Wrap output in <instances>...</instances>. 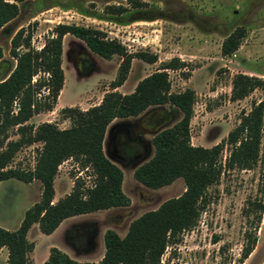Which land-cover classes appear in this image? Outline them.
<instances>
[{
	"label": "rangeland",
	"instance_id": "obj_1",
	"mask_svg": "<svg viewBox=\"0 0 264 264\" xmlns=\"http://www.w3.org/2000/svg\"><path fill=\"white\" fill-rule=\"evenodd\" d=\"M17 6L16 16L0 28V80L14 66L15 61L8 54L9 40L20 27L31 32L30 46L35 49L42 46L54 25L63 23L100 30L107 38L120 42L127 53L139 51L156 55L152 63L132 58L122 83L111 88L120 56L101 58L89 51L81 40L64 35L60 54L63 83L52 110L39 112L27 120L26 123L34 127L51 122L59 129L67 128L69 120L62 117L61 108L85 110L97 105L106 92L129 93L140 79L171 58H176L181 65L165 69L169 90L178 92L189 88L194 93L188 125L191 145L210 147L224 142L227 132L238 123L242 113H246L253 102L264 101V89L260 88L241 99L230 100L234 74L264 79V0H43L40 3L26 0ZM237 26L245 30L238 48L228 56H221L222 39ZM149 116L145 113L125 120L129 134L140 133L146 142L149 141L153 132V127L147 124ZM176 119L177 114L173 112L171 122ZM8 136L9 139L17 138L14 127L8 128ZM40 145L35 142L22 146L8 166L31 169ZM102 151L109 156L107 135L102 140ZM226 154L224 143L222 161ZM115 164L122 172L120 188L128 204L68 217L48 235L40 233L33 224L26 233V239L33 243L28 254L29 264L42 262L50 247H56L79 262H98L104 251L105 230H113L123 237L132 220L184 190L180 178L157 188L145 187L133 177L136 164ZM257 175L258 166L223 174L217 184L207 189L208 201L195 225L180 232L175 242L166 245L160 263L261 264L264 260V212L255 232L252 251L241 263L237 261L244 231L250 229L241 210L247 197L256 195ZM76 180L89 186L90 170L81 168L73 159L62 161L52 180V202L68 193ZM40 191L41 185L36 179L0 181V227L16 229L24 211L38 200ZM5 252L4 247L0 251V264H5Z\"/></svg>",
	"mask_w": 264,
	"mask_h": 264
},
{
	"label": "trees",
	"instance_id": "obj_2",
	"mask_svg": "<svg viewBox=\"0 0 264 264\" xmlns=\"http://www.w3.org/2000/svg\"><path fill=\"white\" fill-rule=\"evenodd\" d=\"M23 1L26 0H0V28L16 16L17 4ZM40 2L43 0H36ZM30 34L28 29L20 27L10 37L8 54L15 63L0 80V181L36 179L41 191L38 200L24 211L16 229L0 227V248L6 249L5 264H29L28 254L33 243L26 239V233L33 224L40 233L48 235L68 217L126 206L128 198L120 188L122 172L115 162L136 164L133 177L145 187L157 188L180 178L184 190L132 220L123 237L113 230H105L104 251L98 262H79L50 247L40 264H161L160 255L166 245L195 225L208 201L207 189L230 170L258 166L256 195L247 197L241 210L250 225L244 231L237 260L241 263L255 245V232L264 212V101L253 102L242 113L224 142L210 147L191 145L188 125L194 93L189 88L178 92L169 90L165 69L181 65L176 58H171L140 79L129 93L106 92L97 105L85 110L61 108L62 117L69 120L67 128L59 129L51 122L34 127L27 120L39 112L52 110L63 83L60 54L64 35L81 40L101 58L120 56L111 88L122 83L132 58L152 63L156 55L127 53L120 42L107 38L100 30L73 24L54 25L39 49L30 46ZM244 34L241 26L228 33L220 43V55L233 53ZM255 88L264 89L263 78L236 73L231 78L230 100L241 99ZM173 112L177 119L171 122ZM145 113L150 114L147 124L153 127L147 142L140 133L130 135L124 124L125 120ZM9 127H14L17 138H8ZM104 135H107L109 158L102 151ZM35 142L41 145L36 149L31 169L8 166L19 148ZM224 143L227 154L222 161ZM66 159L76 160L81 168H88L92 181L89 186H83L76 180L68 193L52 202V180L57 166Z\"/></svg>",
	"mask_w": 264,
	"mask_h": 264
},
{
	"label": "crops",
	"instance_id": "obj_3",
	"mask_svg": "<svg viewBox=\"0 0 264 264\" xmlns=\"http://www.w3.org/2000/svg\"><path fill=\"white\" fill-rule=\"evenodd\" d=\"M1 249H4V247H1V248H0V251H1ZM5 253H6V252H5ZM47 254H48V253H46V254L44 255V259L47 257ZM5 257H6V255H5ZM44 259H43V260H44ZM40 263H41V262H40ZM40 263H36V264H40Z\"/></svg>",
	"mask_w": 264,
	"mask_h": 264
}]
</instances>
